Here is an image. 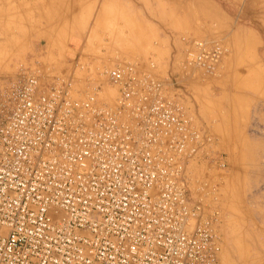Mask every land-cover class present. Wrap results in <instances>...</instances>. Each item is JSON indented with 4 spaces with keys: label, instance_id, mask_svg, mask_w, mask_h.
<instances>
[{
    "label": "built area",
    "instance_id": "obj_1",
    "mask_svg": "<svg viewBox=\"0 0 264 264\" xmlns=\"http://www.w3.org/2000/svg\"><path fill=\"white\" fill-rule=\"evenodd\" d=\"M183 39L185 67L217 70L224 43ZM102 73L24 68L1 93L0 264H220L218 188L192 174L226 165L215 138L153 63Z\"/></svg>",
    "mask_w": 264,
    "mask_h": 264
},
{
    "label": "rangeland",
    "instance_id": "obj_2",
    "mask_svg": "<svg viewBox=\"0 0 264 264\" xmlns=\"http://www.w3.org/2000/svg\"><path fill=\"white\" fill-rule=\"evenodd\" d=\"M185 37L226 45L215 72L185 67ZM119 61L153 63L170 95L216 140L226 165L205 156L192 163V174L218 188L220 264H264V0H3L0 6V95L24 68H40L46 80L72 76L79 90L104 82V68Z\"/></svg>",
    "mask_w": 264,
    "mask_h": 264
},
{
    "label": "crops",
    "instance_id": "obj_3",
    "mask_svg": "<svg viewBox=\"0 0 264 264\" xmlns=\"http://www.w3.org/2000/svg\"><path fill=\"white\" fill-rule=\"evenodd\" d=\"M3 4V0H0V6Z\"/></svg>",
    "mask_w": 264,
    "mask_h": 264
}]
</instances>
